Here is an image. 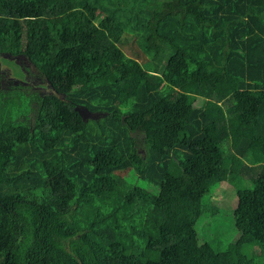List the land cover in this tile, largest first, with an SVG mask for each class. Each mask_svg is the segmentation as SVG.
<instances>
[{
    "label": "trees",
    "instance_id": "1",
    "mask_svg": "<svg viewBox=\"0 0 264 264\" xmlns=\"http://www.w3.org/2000/svg\"><path fill=\"white\" fill-rule=\"evenodd\" d=\"M2 54L26 56L52 94L32 96V124L28 99L0 92V264L264 257V0H0ZM240 179L239 240L201 244L204 197Z\"/></svg>",
    "mask_w": 264,
    "mask_h": 264
},
{
    "label": "rangeland",
    "instance_id": "2",
    "mask_svg": "<svg viewBox=\"0 0 264 264\" xmlns=\"http://www.w3.org/2000/svg\"><path fill=\"white\" fill-rule=\"evenodd\" d=\"M132 36V34H126L124 38H126V40L130 39V42L123 44L122 47H120L123 48V50L129 57H138L137 55H139L140 60L145 62V53L143 52L140 44H138L136 41H132ZM166 49L167 47H164L161 51L163 59L167 57ZM148 60V65L157 64V62L150 56H148ZM143 66L147 67V64ZM0 70H2V72L4 73L8 71L10 76L13 78L23 77V72L20 70V67L15 66V64L7 60L0 59ZM42 78L44 81L40 79L39 82L41 83H39L38 86L46 87L47 84L49 85V83L43 76ZM0 90L2 91L1 94L3 95V97L12 94L15 91V89L10 91L5 87L0 88ZM43 91L44 90L42 88L36 89L34 91L25 89L21 90V92L18 94V102H20V98L21 100L28 99L27 102H29L33 108V111H30L28 117L23 116L22 119H27L29 123L33 124L36 118L37 105L35 104L32 96H34L35 94L41 95ZM88 118H91V116H88ZM137 144L138 150L141 151L142 155L144 156L145 147L142 137L139 138ZM228 152V148L225 147V153H227V155L229 154ZM119 174L122 176H127L129 174V171L119 172ZM131 175L132 184L138 185L140 183V185L144 188L153 189L156 193H159L158 188H152L146 183L139 182L133 172H131ZM238 189L251 190L253 189V184L247 179H240L235 182L227 181L224 183H217L212 186L210 192L204 197L203 213L198 219L196 225L201 244L208 243L212 245L217 251L224 252L231 244L239 240L241 234L236 228L234 217L235 209L238 206ZM245 253L249 257L253 258L257 264H260V262H264V257L261 258V250L259 246L252 247V245H249L245 247Z\"/></svg>",
    "mask_w": 264,
    "mask_h": 264
},
{
    "label": "flooded vegetation",
    "instance_id": "3",
    "mask_svg": "<svg viewBox=\"0 0 264 264\" xmlns=\"http://www.w3.org/2000/svg\"><path fill=\"white\" fill-rule=\"evenodd\" d=\"M0 59L12 62L13 64H15V66H19L20 70L23 72V77L13 78L10 76L8 71L4 73L2 72V70H0V88L5 87L10 91L15 89L14 93L10 94L11 98H17L21 90L24 89L34 91L36 89L42 88L44 91L41 93V95L38 94V96L42 98L52 94L51 88L48 84L46 85V87L38 86V84L41 83L39 82V80H43L42 75L40 74L36 66L33 65L26 56L2 54L0 56ZM0 92L2 91L0 90ZM35 104L37 105V101H35Z\"/></svg>",
    "mask_w": 264,
    "mask_h": 264
},
{
    "label": "water",
    "instance_id": "4",
    "mask_svg": "<svg viewBox=\"0 0 264 264\" xmlns=\"http://www.w3.org/2000/svg\"><path fill=\"white\" fill-rule=\"evenodd\" d=\"M77 110L79 113L83 116L84 119H87L88 116H91L93 118L97 117V115L93 114L90 110L84 107H78Z\"/></svg>",
    "mask_w": 264,
    "mask_h": 264
}]
</instances>
